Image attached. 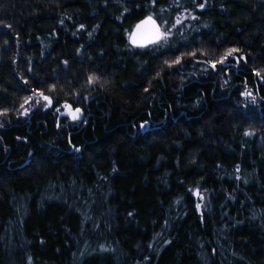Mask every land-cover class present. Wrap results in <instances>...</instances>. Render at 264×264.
<instances>
[{"label":"trees","instance_id":"obj_1","mask_svg":"<svg viewBox=\"0 0 264 264\" xmlns=\"http://www.w3.org/2000/svg\"><path fill=\"white\" fill-rule=\"evenodd\" d=\"M257 71L264 0H0V264H264Z\"/></svg>","mask_w":264,"mask_h":264},{"label":"snow or ice","instance_id":"obj_2","mask_svg":"<svg viewBox=\"0 0 264 264\" xmlns=\"http://www.w3.org/2000/svg\"><path fill=\"white\" fill-rule=\"evenodd\" d=\"M152 2H153V5H155L156 0H152ZM198 7L200 9H203L204 5L200 4V5H198ZM161 11H164V10L161 9ZM192 19H196V17L193 16ZM182 22L183 21L180 17L176 18V24H181ZM162 23L165 25L164 28H162L161 24L157 23L156 19H154L152 15H148L147 17H145V19L141 20L140 23L135 25L134 31H132L128 35L129 42L133 46L138 47V48H146L150 45H159L161 42L167 43V41L169 40V37L171 35L172 28H174L175 25H173L172 27H167L166 22H162ZM238 51L239 50L235 49V48L228 49L227 52L224 54V56L221 57L219 60H217L216 62L208 61L207 63L210 65V67L213 70H215L217 67V63H219L221 65H225V62L227 61L228 57H233L235 60L236 58L234 57V53H236ZM193 55H195V54L193 53ZM237 62H238V60H237ZM174 63L179 64L180 58L177 57V59L174 61ZM169 66H171V65H169ZM204 71H207V69H204ZM255 75L258 77H261V79L264 80V76H261V73L259 71L255 72ZM92 80H93V78L89 77L90 83L92 82ZM40 95L43 97V99L47 102L48 105L52 104V100L48 96H44L43 93H40ZM243 95L245 96V99H248L251 97L253 100V103L255 102V99H254V97H252L251 92L243 93ZM26 103H30V101H26ZM22 107H23V105H22ZM64 108L67 110V115L73 121H76L80 118L81 110L79 108H76L75 110H73L72 106L69 104H65ZM56 111H59V108H57ZM23 114L27 115L28 114L27 110H25V112ZM141 127H143V125ZM244 135L245 136H251V135H254V132L246 131L244 133ZM76 151H79V149H76ZM195 194L200 195L198 191ZM201 199H203V197H201ZM197 207H199V205H197Z\"/></svg>","mask_w":264,"mask_h":264},{"label":"rangeland","instance_id":"obj_3","mask_svg":"<svg viewBox=\"0 0 264 264\" xmlns=\"http://www.w3.org/2000/svg\"><path fill=\"white\" fill-rule=\"evenodd\" d=\"M36 101H41V102H43V101H45L42 97H40V96H35V98H34ZM46 102V101H45ZM36 104H38V103H36ZM47 104V103H46ZM42 106V108H43V110H46L47 108L46 107H44L43 105H41ZM50 106V105H49ZM64 114L65 115H67V110L64 112Z\"/></svg>","mask_w":264,"mask_h":264}]
</instances>
